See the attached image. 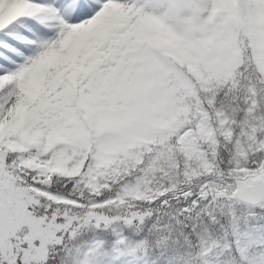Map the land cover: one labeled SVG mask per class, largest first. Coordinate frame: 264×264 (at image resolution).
<instances>
[{"label":"snow or ice","instance_id":"1","mask_svg":"<svg viewBox=\"0 0 264 264\" xmlns=\"http://www.w3.org/2000/svg\"><path fill=\"white\" fill-rule=\"evenodd\" d=\"M0 264H264V0H0Z\"/></svg>","mask_w":264,"mask_h":264}]
</instances>
